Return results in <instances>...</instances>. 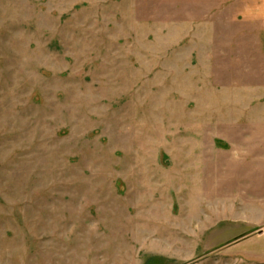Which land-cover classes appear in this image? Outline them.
I'll return each instance as SVG.
<instances>
[{
    "label": "rangeland",
    "instance_id": "rangeland-1",
    "mask_svg": "<svg viewBox=\"0 0 264 264\" xmlns=\"http://www.w3.org/2000/svg\"><path fill=\"white\" fill-rule=\"evenodd\" d=\"M0 264H264V0H0Z\"/></svg>",
    "mask_w": 264,
    "mask_h": 264
}]
</instances>
